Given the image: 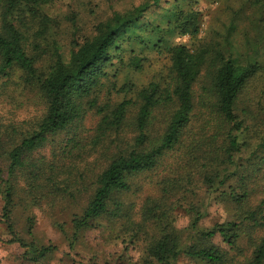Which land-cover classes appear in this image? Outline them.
I'll return each instance as SVG.
<instances>
[{"label": "trees", "instance_id": "16d2710c", "mask_svg": "<svg viewBox=\"0 0 264 264\" xmlns=\"http://www.w3.org/2000/svg\"><path fill=\"white\" fill-rule=\"evenodd\" d=\"M51 1L0 0V83L20 69L28 82L37 83L45 103L35 121L0 125L1 220L12 236L8 242L28 246L37 259L46 255L53 247H39L21 237L15 210L20 206L29 212L31 236L36 208L67 210L72 236L66 221L55 218L53 223L72 247L79 234L104 227L106 220L121 223L118 235L126 242L143 240L147 256L159 264H172L182 252L223 264L226 252L214 238L218 235L234 247L243 233L259 225L257 211L246 207L264 165V134L252 148L248 138L256 130L248 124L253 111L246 105V90L264 74V56L243 60L229 49L225 55L207 45L192 49L182 42L165 43L176 32L185 36L201 31L199 0H143L115 11L96 26L95 35L73 47L69 59L57 53L42 72L39 59L28 50L29 38L34 25L48 28L45 7ZM144 45L169 56V77L141 87L124 84L119 90L122 101L100 102L103 79L117 63L133 72L144 69L149 59L144 50L137 52ZM201 77L203 91L196 90ZM160 113L167 115L165 125L157 128ZM90 115L97 117L91 125ZM195 118L203 125L193 133ZM210 120L214 127L203 137L200 133ZM49 146L50 153H44ZM2 160L7 161L5 168ZM101 160L105 166L100 171ZM178 166L199 168L201 183L193 176L183 180L162 175V170ZM147 185L154 193H148L137 210V198ZM200 190L203 199L190 203L197 219L214 200L233 204L236 215L244 217L197 229L188 243L171 217L172 198L188 200ZM149 229L153 235L148 240ZM255 243L248 264H264V237Z\"/></svg>", "mask_w": 264, "mask_h": 264}, {"label": "rangeland", "instance_id": "374dc122", "mask_svg": "<svg viewBox=\"0 0 264 264\" xmlns=\"http://www.w3.org/2000/svg\"><path fill=\"white\" fill-rule=\"evenodd\" d=\"M142 1L52 0L45 7L49 16V26L42 30L39 24L34 25L29 38L28 50L31 55L39 59L37 66L43 72L49 68L57 53H61L65 59H69L73 47L78 42L81 43L95 35L96 26L101 21L110 18L115 11H125ZM198 8L203 15L201 31L195 35L185 36L176 32L169 35L165 39V43L182 42L192 49H200V47L207 45L222 49L225 55L228 51H234V55L243 60L252 56L258 58L264 56V2L260 3L258 0H199ZM145 46L147 45H144L143 49L137 47V52L144 50V55L149 59L144 69L140 72H133V70L128 69V66H124V63H117V68L110 69L109 76L103 79L100 102L117 104L122 101L124 93H120L119 90L124 84L133 82L141 87L152 80H165L169 77L171 73L169 56ZM204 85V77H201L196 84V90L201 89L203 91ZM246 93V105L253 111L248 124L256 130L255 132L252 131L248 138L253 148L260 141V136L264 134V74L250 82ZM243 105L245 104H242L241 107ZM44 108L45 103L37 83L28 82L20 69H16L10 79L1 81L0 125L3 128H9L8 125L19 126L27 121H35L43 113ZM160 114L156 123L157 128L165 125L167 113L166 115L165 113ZM88 120L91 125L96 122L97 117L90 115ZM202 121L200 118L194 119L193 133L200 132L203 125ZM210 121L207 127L201 131V136L204 137L205 134L211 133L214 126L212 120ZM50 149L49 146L44 153L49 154ZM94 155L96 154L94 153ZM243 156H248V153H243ZM102 162L103 160L98 167L100 171L105 166ZM242 163L247 165L249 160H243ZM1 165L5 168L7 161L2 160ZM199 173V168L189 166H178L173 171L162 170V175H170L183 180L188 176H193L194 181L201 183ZM253 183L255 190L246 209L257 211L259 225L257 228H250L245 235L243 233L234 247L227 245L218 235L214 238L213 241L226 252V259L223 264H248L256 244L255 241L264 237V165ZM148 193H154V189L150 188L149 185L137 198V210L141 207L143 199ZM199 193L197 197L189 196L188 200L182 199L179 195L172 198L175 206L171 217L175 219L177 230L185 234L184 241L188 243L193 240L190 237L191 232L195 233L197 229L206 230L212 228L216 223L236 217L239 222L244 217V215H236L237 212L233 204L214 200L203 210L202 217L197 219V215L190 212V203L203 199L204 191L200 190ZM3 205L4 201L0 197V264H159L147 256L145 252L146 243L143 240L131 244L126 242L128 240H124L122 235H118L119 231L122 230L120 222L113 223L105 220L104 227L79 234L78 241L72 247L70 240L53 223L55 218L66 221L72 236L70 214L67 210L58 212L57 210L36 208L37 223L34 236H31L27 230L29 212L18 206L15 210V220L24 241L27 243L35 242L39 247H53L46 255L37 259L36 254L28 246H22L18 242H8L12 236L1 220ZM194 225L197 226L196 230L193 229ZM148 231L149 240L153 232L151 229ZM172 264L210 263L192 258L182 252Z\"/></svg>", "mask_w": 264, "mask_h": 264}]
</instances>
